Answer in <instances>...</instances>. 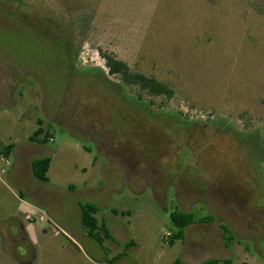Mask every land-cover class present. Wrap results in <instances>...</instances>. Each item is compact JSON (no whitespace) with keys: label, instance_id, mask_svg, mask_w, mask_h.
Instances as JSON below:
<instances>
[{"label":"rangeland","instance_id":"rangeland-1","mask_svg":"<svg viewBox=\"0 0 264 264\" xmlns=\"http://www.w3.org/2000/svg\"><path fill=\"white\" fill-rule=\"evenodd\" d=\"M20 1L0 0V151L13 145L0 154V264H19L20 227L31 264H262L264 209L233 187L248 188L247 161L219 134L264 138V0ZM34 14L70 22L82 65L106 71L111 55L171 97L103 92L30 28ZM44 157L41 182L31 162ZM85 202L106 234L81 226Z\"/></svg>","mask_w":264,"mask_h":264},{"label":"flooded vegetation","instance_id":"flooded-vegetation-1","mask_svg":"<svg viewBox=\"0 0 264 264\" xmlns=\"http://www.w3.org/2000/svg\"><path fill=\"white\" fill-rule=\"evenodd\" d=\"M17 4L20 5L21 1L17 0ZM28 25V24H27ZM31 29L42 31L45 36L48 37V41L51 43L58 44L62 51L71 56V59L75 64L79 65L82 69V75L90 77L92 80H97L100 84L103 92H109L113 94V96L117 97L118 92H124L128 96H131L128 92H148L147 90H140L131 87H126L123 85L121 80L112 79L113 76L119 77L116 74H111L109 69L106 71L98 68L96 66H85L77 61L78 56V48L79 43L77 39V35L72 31V27L70 22H67L65 25L62 24L61 19L59 20V16H52L50 14L46 15H33V19L31 24H29ZM39 29V30H38ZM106 66V65H105ZM120 105V104H119ZM147 105V104H146ZM121 106V105H120ZM148 106V105H147ZM149 107V106H148ZM209 122L207 126H211V129L216 130V128H220L221 124L217 123L212 126V123ZM205 126V127H207ZM224 136V139L228 140V148L233 150L235 153H239L240 157L245 158L247 161L246 170L248 171L250 178V184L248 188L242 185H233V187L247 190L251 194V198L253 195L256 196V201L253 204L264 209V138H260L259 132L255 127L250 129H245L244 127H238L237 125L226 126L224 131L219 134ZM239 156V155H238ZM105 221V220H104ZM19 234V254H16L15 251H12L15 260L19 264H31L34 259V252L29 242V239L22 227L17 231ZM264 232V229H263ZM8 241H14L10 238H7ZM16 242V241H15ZM260 249L264 255V236L260 240ZM211 259L216 260H225L227 258H216L212 257ZM264 264V261L263 263Z\"/></svg>","mask_w":264,"mask_h":264},{"label":"trees","instance_id":"trees-1","mask_svg":"<svg viewBox=\"0 0 264 264\" xmlns=\"http://www.w3.org/2000/svg\"><path fill=\"white\" fill-rule=\"evenodd\" d=\"M105 65L109 69L111 74H116L119 76V79L126 87L136 88L140 90H147L145 92L148 96H166L167 98L171 97V90L164 84L158 83L153 78L133 73L131 72L127 65L120 60H116L111 55H104ZM41 133L40 129L34 133V137H37ZM13 145L6 146L0 151V154L3 156H7L9 152L12 150ZM50 158H38L31 162V172L33 176L41 181H46V173L49 168ZM80 208V223L81 226L87 231L89 237L93 236V232L96 229L102 230L104 234H106V225L104 220L98 221L95 217V214L98 212V207L90 204L83 203L79 204ZM171 222H173L174 226L177 228V236L176 238L181 239L183 237V230L187 226L188 214L179 212L176 215L170 216ZM189 225V224H188ZM224 234L228 237V240H231V234L229 231L224 229ZM173 264H182L179 260H175ZM201 264H232L229 259L225 260H216L209 259Z\"/></svg>","mask_w":264,"mask_h":264},{"label":"built area","instance_id":"built-area-1","mask_svg":"<svg viewBox=\"0 0 264 264\" xmlns=\"http://www.w3.org/2000/svg\"><path fill=\"white\" fill-rule=\"evenodd\" d=\"M1 160L3 161V162H5V163H8L5 159H3V158H1Z\"/></svg>","mask_w":264,"mask_h":264}]
</instances>
